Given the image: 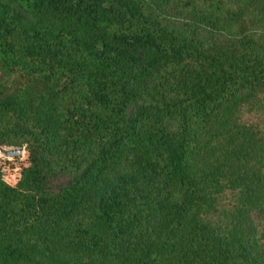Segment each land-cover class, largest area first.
Segmentation results:
<instances>
[{
	"label": "trees",
	"instance_id": "obj_1",
	"mask_svg": "<svg viewBox=\"0 0 264 264\" xmlns=\"http://www.w3.org/2000/svg\"><path fill=\"white\" fill-rule=\"evenodd\" d=\"M0 146V264H264V0H0Z\"/></svg>",
	"mask_w": 264,
	"mask_h": 264
},
{
	"label": "rangeland",
	"instance_id": "obj_2",
	"mask_svg": "<svg viewBox=\"0 0 264 264\" xmlns=\"http://www.w3.org/2000/svg\"><path fill=\"white\" fill-rule=\"evenodd\" d=\"M131 108L132 107H130V109ZM24 151L19 157L24 156ZM13 159L14 158L12 157H5L0 153V167L3 171L4 178L7 180L10 177H12L15 173L16 164L12 162ZM71 177H72L71 174L64 173L61 171H56L54 174L48 177L47 182H46V189L50 191H56L61 186L65 185L70 180Z\"/></svg>",
	"mask_w": 264,
	"mask_h": 264
},
{
	"label": "water",
	"instance_id": "obj_3",
	"mask_svg": "<svg viewBox=\"0 0 264 264\" xmlns=\"http://www.w3.org/2000/svg\"><path fill=\"white\" fill-rule=\"evenodd\" d=\"M24 151V146L5 147L0 146V153L5 157L16 158L19 157Z\"/></svg>",
	"mask_w": 264,
	"mask_h": 264
}]
</instances>
